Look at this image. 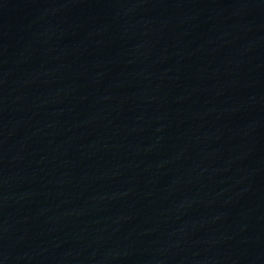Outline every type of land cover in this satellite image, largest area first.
Segmentation results:
<instances>
[{"label": "water", "instance_id": "obj_1", "mask_svg": "<svg viewBox=\"0 0 264 264\" xmlns=\"http://www.w3.org/2000/svg\"><path fill=\"white\" fill-rule=\"evenodd\" d=\"M0 264H264V0H0Z\"/></svg>", "mask_w": 264, "mask_h": 264}]
</instances>
